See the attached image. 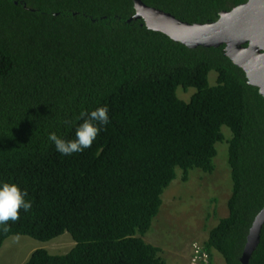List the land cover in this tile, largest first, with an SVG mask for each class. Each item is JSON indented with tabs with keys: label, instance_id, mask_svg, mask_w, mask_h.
<instances>
[{
	"label": "trees",
	"instance_id": "obj_1",
	"mask_svg": "<svg viewBox=\"0 0 264 264\" xmlns=\"http://www.w3.org/2000/svg\"><path fill=\"white\" fill-rule=\"evenodd\" d=\"M143 1L191 23L247 2ZM135 13L134 0H0V185L18 184L32 202L8 232L0 226V249L11 235L76 241L64 254L39 248L24 264H166L144 239L164 192L178 168L184 180L195 167L213 172L224 141L229 213L203 246L243 264L264 206V96L225 45L191 48ZM179 89L194 92L184 100ZM101 106L109 123L91 147L59 153L49 134L74 139L81 113ZM249 264H264V225Z\"/></svg>",
	"mask_w": 264,
	"mask_h": 264
},
{
	"label": "rangeland",
	"instance_id": "obj_2",
	"mask_svg": "<svg viewBox=\"0 0 264 264\" xmlns=\"http://www.w3.org/2000/svg\"><path fill=\"white\" fill-rule=\"evenodd\" d=\"M215 79L216 73L212 72L211 83ZM193 92L194 89H179V96L189 100ZM224 132L229 138L230 129L225 127ZM216 146L218 153L214 159V172L208 173L195 167L190 169L189 178L184 180L181 170L177 169L178 177L164 192L160 215L144 235L147 242L160 247L166 264H190L194 244L203 248L209 230L220 218L228 215V199L233 184L228 163V142H220ZM72 246L73 240L68 232L50 241H40L28 235H11L0 249V264H24L38 248L64 254ZM204 264L226 263L214 249Z\"/></svg>",
	"mask_w": 264,
	"mask_h": 264
},
{
	"label": "water",
	"instance_id": "obj_3",
	"mask_svg": "<svg viewBox=\"0 0 264 264\" xmlns=\"http://www.w3.org/2000/svg\"><path fill=\"white\" fill-rule=\"evenodd\" d=\"M133 18H143L149 29L163 32L191 48L225 45L224 52L241 67L249 84L257 86L264 96V0H247L225 10L215 21L188 22L143 0H134ZM264 206L256 215L241 256L243 264L250 258L261 239Z\"/></svg>",
	"mask_w": 264,
	"mask_h": 264
},
{
	"label": "clouds",
	"instance_id": "obj_4",
	"mask_svg": "<svg viewBox=\"0 0 264 264\" xmlns=\"http://www.w3.org/2000/svg\"><path fill=\"white\" fill-rule=\"evenodd\" d=\"M80 118L83 119V122L77 128L74 139L66 140L54 132L49 134V140L54 143L56 150L62 155H72L91 147L101 131V126H106L109 123V109L106 106H101L92 110L90 113L82 112ZM27 195V191L22 189L16 183L4 182L0 185V226H3L4 232H8L10 230L9 222L15 223L20 219L21 210H24L25 212L31 210L32 202L26 199ZM70 236L73 240V246L67 252L71 251L76 245L75 239L71 234ZM197 247L200 248L201 253H205L207 255L210 254L204 249V246L202 248L201 245L194 244L192 257ZM210 257L211 255H208V258ZM208 258L206 260H201V264L206 263ZM190 264H195L193 263L192 258L190 260Z\"/></svg>",
	"mask_w": 264,
	"mask_h": 264
},
{
	"label": "built area",
	"instance_id": "obj_5",
	"mask_svg": "<svg viewBox=\"0 0 264 264\" xmlns=\"http://www.w3.org/2000/svg\"><path fill=\"white\" fill-rule=\"evenodd\" d=\"M208 258V255L205 253H201V250L199 247L195 249L194 255L192 257V261L195 264H201V260H206Z\"/></svg>",
	"mask_w": 264,
	"mask_h": 264
},
{
	"label": "bare ground",
	"instance_id": "obj_6",
	"mask_svg": "<svg viewBox=\"0 0 264 264\" xmlns=\"http://www.w3.org/2000/svg\"><path fill=\"white\" fill-rule=\"evenodd\" d=\"M66 253H68V252H66Z\"/></svg>",
	"mask_w": 264,
	"mask_h": 264
}]
</instances>
